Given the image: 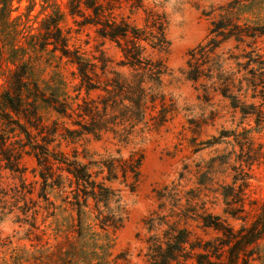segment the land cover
I'll use <instances>...</instances> for the list:
<instances>
[{"label":"trees","instance_id":"trees-1","mask_svg":"<svg viewBox=\"0 0 264 264\" xmlns=\"http://www.w3.org/2000/svg\"><path fill=\"white\" fill-rule=\"evenodd\" d=\"M164 1L150 8L142 0H68L70 12L81 18L79 26L92 25L102 42L110 40L122 51L119 64L128 72L111 67L104 50L94 56V61L72 50L60 26L59 12L42 19L39 33L34 34L35 44L42 49L51 44L54 51L72 62L80 87L86 90L77 110L52 93L48 96L26 63L16 65L0 90V173L2 169L21 173L22 156L31 155L37 164L36 175L42 180L44 198L49 199L48 188L66 193L63 200L76 211L80 224L90 212L95 224L106 232L125 225L126 205L121 188L114 184L124 183L130 191L136 190L144 154L132 151L127 157L119 148L115 155L94 159L85 150L82 158L78 149L71 154L61 150L60 143L53 146L59 124L46 123L40 107L47 104L62 117L73 119L74 128L63 125L61 133L71 140L84 134L100 139L112 133L128 144L137 129L158 128L167 122L173 104L167 102L164 91V76L170 74L166 57L171 46ZM10 2L0 0V10H7ZM235 7L233 3L220 7L224 12L211 21L208 38L190 50L182 72L186 80L201 84L205 97L211 91L221 93L243 116L256 115L259 124L264 121L261 106L247 103L245 98L250 90L256 97L260 86L264 89V57L255 47L263 31L258 25L241 22ZM139 10L143 12L141 26L130 19ZM231 42H235L236 50L242 46L241 52L222 48ZM251 135L252 130L247 128L222 129L207 141V147L223 144L232 149L217 148L207 162L196 164L195 188L182 193L180 181L191 172L185 165L178 183L156 190L158 208L144 220L148 233L145 264H252L264 238V202L260 212L249 220L245 193L252 166L261 155ZM217 173H228L230 182L216 180ZM202 193L205 197L209 193L220 196L227 217L208 212ZM228 218L240 220V226L236 229ZM193 222L213 229L215 234L206 238L196 235Z\"/></svg>","mask_w":264,"mask_h":264},{"label":"rangeland","instance_id":"rangeland-1","mask_svg":"<svg viewBox=\"0 0 264 264\" xmlns=\"http://www.w3.org/2000/svg\"><path fill=\"white\" fill-rule=\"evenodd\" d=\"M142 1L147 7L154 8L162 0ZM10 3L7 10H0V90L7 85L16 65L26 63L48 96L52 93L77 110L86 90L80 87L76 66L54 51L51 44L44 49L35 44L34 34L39 33L42 19L53 12L62 15L60 26L72 50H79L84 58L92 61L104 50L111 60V67L128 72L127 67L119 64L122 51L110 40L102 42L92 25L79 26L81 18L70 12L68 0H11ZM230 3L236 6L234 11L241 22L261 27L263 33L257 37L255 47L264 57V0L164 1L171 42L166 57L170 74L164 76V91L173 110L169 120L158 128L137 129L128 144L118 141L112 133H105L100 139L84 134L71 140L63 138L61 133L63 125L74 128L73 119L62 117L47 104L41 105L44 121L51 126L54 122L59 124L53 146L60 143V149L70 154L78 149L81 158L85 150L94 159L115 155L119 148L127 157L132 151H142L140 180L134 191L124 183L114 184L121 188L128 218L119 230L106 232L95 224L90 212H86L80 224L76 211L63 200L66 193L48 188L49 199H45L42 180L36 175V161L31 155L24 154L21 173L8 169H2L0 173V264H145L148 233L144 220L158 208L156 190L172 182L178 183L185 165L191 172L185 173L180 181L182 193L195 188L196 164L207 162L217 148L232 149L223 144L207 147V141L222 129L252 130L251 136L261 155L251 169L245 204L249 220L260 212L264 202V121L258 124L256 115L243 116L221 93L211 91L205 97L201 84L186 80L182 72L190 50L208 38L211 21L224 12L221 6L228 7ZM124 12L130 13L128 8ZM142 16L143 12L139 10L130 19L141 26ZM234 45L235 42L225 43L222 48L241 52L242 46L236 50ZM152 55L157 56L156 53ZM260 89L256 97L250 90L245 100L260 105L264 116V89L261 86ZM95 93L90 94L95 96ZM216 180L230 182V177L228 173H217ZM200 197L207 202L208 212L227 217L223 214L220 196L209 193L205 197L202 193ZM228 221L236 229L240 226L238 219L228 218ZM192 228L203 238L215 234L213 229L201 228L196 222L192 223ZM252 264H264V238Z\"/></svg>","mask_w":264,"mask_h":264}]
</instances>
